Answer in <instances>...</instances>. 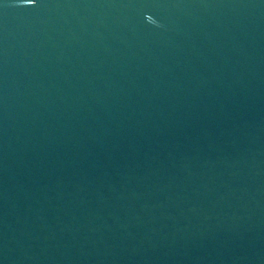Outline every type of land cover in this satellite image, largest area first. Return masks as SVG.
<instances>
[{"label": "water", "instance_id": "1", "mask_svg": "<svg viewBox=\"0 0 264 264\" xmlns=\"http://www.w3.org/2000/svg\"><path fill=\"white\" fill-rule=\"evenodd\" d=\"M0 264H264V0H0Z\"/></svg>", "mask_w": 264, "mask_h": 264}]
</instances>
